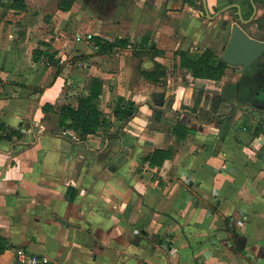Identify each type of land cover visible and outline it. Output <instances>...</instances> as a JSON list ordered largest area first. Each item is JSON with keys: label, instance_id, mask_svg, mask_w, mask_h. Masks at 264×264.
I'll return each instance as SVG.
<instances>
[{"label": "crops", "instance_id": "0c3cea01", "mask_svg": "<svg viewBox=\"0 0 264 264\" xmlns=\"http://www.w3.org/2000/svg\"><path fill=\"white\" fill-rule=\"evenodd\" d=\"M60 2L57 36L41 11L0 4V236L9 243L0 264H18L20 248L60 264H264V108L230 95L239 78L232 69L228 80L230 65L221 80L194 77L176 53L216 52L221 16L201 15L198 0ZM227 3L207 0L211 14ZM64 16L73 29L59 31ZM83 18L93 19L83 27ZM94 35L133 46L99 53ZM34 49L59 64L35 61ZM156 62L166 69L158 81L142 73ZM94 76L114 124L81 138L59 125L60 108L77 106ZM120 99L135 103L132 117L114 115ZM178 121L192 129L183 140ZM158 150L169 155L153 163Z\"/></svg>", "mask_w": 264, "mask_h": 264}, {"label": "trees", "instance_id": "16d2710c", "mask_svg": "<svg viewBox=\"0 0 264 264\" xmlns=\"http://www.w3.org/2000/svg\"><path fill=\"white\" fill-rule=\"evenodd\" d=\"M74 0H61L60 6L64 10H69ZM185 3L192 6L197 5V0H184ZM0 4L5 7H13L18 9H26L27 3L25 0H11L9 3L0 1ZM203 9V5L201 6ZM92 41L98 47L99 53H110L116 48H127L133 46V43L129 38H116L115 40L105 39L101 36L94 35L91 37ZM143 51H139L138 54ZM152 55L159 54L161 51H147ZM180 56V65L189 69L194 77L209 78L214 80H221L225 75L226 68L229 66L221 58H217L215 52L206 48L198 56H193L189 50L180 49L176 52ZM45 55L47 61L50 64H59L60 60L56 59L54 54L41 49H34V60L39 61L42 56ZM147 78L158 81L161 76L166 75L165 66L162 63L156 62L154 69L144 70L142 72ZM263 81H254L248 76L244 77L240 81V88L237 93L233 92L237 100L241 104H252L254 102L261 101L262 96L255 95ZM104 80L99 76L92 77L90 92L87 95H80L77 99V106H73L71 103H65L60 108L59 125L64 128H71L79 132L81 138H86L87 135L96 133L99 130H103L108 133V128L113 127V120L108 118L107 115L100 109L98 101L103 93ZM235 88V85H232ZM55 106L51 103L43 105L44 111L54 110ZM136 112L135 103L131 101H124L120 99L114 108V115L120 119H128ZM230 121V117L227 122ZM16 130H11V134L16 133ZM175 134L179 140L185 139L192 129L188 128L183 122L178 121L175 128ZM7 137H10L7 135ZM165 154L168 156V151L158 150L149 158L154 163V157L158 154ZM164 156V157H165ZM9 248L7 240L0 236V253L5 252Z\"/></svg>", "mask_w": 264, "mask_h": 264}, {"label": "flooded vegetation", "instance_id": "af4514ba", "mask_svg": "<svg viewBox=\"0 0 264 264\" xmlns=\"http://www.w3.org/2000/svg\"><path fill=\"white\" fill-rule=\"evenodd\" d=\"M230 4H233L234 7L217 15V16H221V23L223 24V22L228 19L224 17L225 13L228 12L230 18L232 19V25L233 23H236V22L239 23L240 26L248 33L249 36L259 41L264 42V0H228L227 4L217 6L214 9V12L212 14H215L216 12L221 10L223 7L228 6ZM202 5H203V2L201 1L200 6ZM237 5L241 6V12L243 15V19H241L240 17L239 8ZM200 11H204V6H203V9L202 7H200ZM203 16L206 17L205 14ZM231 32H232V26L230 30L229 40L231 37ZM229 40L226 43V46L229 43ZM230 66H232L236 72L239 71V78H238L237 83L234 84L235 88L232 87V92L237 93V91L240 88V81L246 76H248L250 79L254 81L259 80V81L264 82V56L256 57L247 69H243L242 66H233V65H230ZM259 86L260 88L256 92H254V94L258 96H262L263 98L261 99V101L254 102V103L264 104V83L259 84ZM254 103L241 104V105H247L248 107L249 106L253 107Z\"/></svg>", "mask_w": 264, "mask_h": 264}, {"label": "water", "instance_id": "95a60500", "mask_svg": "<svg viewBox=\"0 0 264 264\" xmlns=\"http://www.w3.org/2000/svg\"><path fill=\"white\" fill-rule=\"evenodd\" d=\"M203 2L204 11L200 13L202 15H206L207 17L215 18L217 15L221 14L224 11H227L234 7L233 4L223 7L221 10L216 12L215 14H211L210 10L207 6V0H201ZM239 8V13L241 19H243V15L241 12V6L237 5ZM264 42L259 41L257 39L252 38L248 35V33L240 26L239 23H233L232 32L229 43L225 47L223 53L221 54V59L226 63L233 66H242L243 69H247L254 59L258 56H264ZM256 107L264 108V104L255 103ZM57 219L67 225L71 226L72 223L67 220L57 217ZM137 243V242H136Z\"/></svg>", "mask_w": 264, "mask_h": 264}, {"label": "rangeland", "instance_id": "374dc122", "mask_svg": "<svg viewBox=\"0 0 264 264\" xmlns=\"http://www.w3.org/2000/svg\"><path fill=\"white\" fill-rule=\"evenodd\" d=\"M26 1V0H25ZM58 3H59V0H47L46 2H41L40 0H32L30 1V3L28 4L27 2V7L29 6L32 11H37V12H40V15H41V20L42 23H43V26H47V28H45L48 33L52 32L55 36H57V34L55 33V28H56V25L53 23L52 24V21H53V17L56 15L57 13V10H58ZM198 3H199V6L201 5V3L199 2L198 0ZM201 7V6H200ZM83 9H87V5L86 4H83ZM72 18H75V17H72V16H64L62 17V22L60 23V30L61 31V25H65L68 29H73L74 26L72 25V21L73 19ZM56 19V18H55ZM93 19V18H92ZM91 18H86V19H79L80 23L82 24L83 27H87V24L89 25V23L92 21ZM58 23L60 22V20L57 21ZM74 24V23H73ZM224 26V27H223ZM231 26H232V19L230 17H228V19L226 21L223 22L222 26H221V32L222 33V38L220 39V43L218 46H217V49H216V52L215 54L217 55V58H220L222 52H223V49L224 47L226 46V43L228 42L229 40V35H230V30H231ZM44 28V27H43ZM78 31H72L71 30V33L69 34V36H72L70 37V39H75V33H77ZM59 33V32H58ZM87 40V39H86ZM170 59L171 62L169 61V65H167L168 68H173L175 69V67L178 66V63L176 62V59H177V56L173 53H170ZM47 59V58H46ZM70 59H73V58H69ZM139 59L136 60V62L133 63V70H134V73L132 74L133 75V79H136V78H139ZM230 69H231V72H229V75H228V80L231 79L234 74L235 71H233L232 73V69L233 67L230 66ZM227 80V82H228ZM250 107V106H249ZM244 110H248L247 108H245Z\"/></svg>", "mask_w": 264, "mask_h": 264}, {"label": "built area", "instance_id": "2783aa9c", "mask_svg": "<svg viewBox=\"0 0 264 264\" xmlns=\"http://www.w3.org/2000/svg\"><path fill=\"white\" fill-rule=\"evenodd\" d=\"M18 264H60L47 254L31 253L24 248L17 250Z\"/></svg>", "mask_w": 264, "mask_h": 264}]
</instances>
